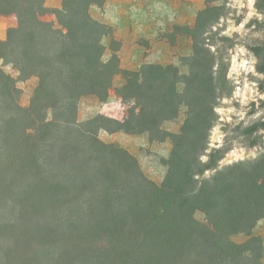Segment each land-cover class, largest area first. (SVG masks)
<instances>
[{
  "label": "trees",
  "instance_id": "16d2710c",
  "mask_svg": "<svg viewBox=\"0 0 264 264\" xmlns=\"http://www.w3.org/2000/svg\"><path fill=\"white\" fill-rule=\"evenodd\" d=\"M107 1L63 0L51 9L46 0H0V17L18 22L0 40V264H264V240L253 234L264 219V151L220 168L233 148L210 141L220 102L233 94L236 39L214 30L227 15L215 3L227 0H207L187 29L193 53L185 74L174 64L123 69L114 28L91 13ZM255 6L262 19L248 27L261 38L248 48L264 75V0ZM49 13L56 24L43 19ZM104 37L117 45L108 61ZM33 77L38 85L23 108L17 81ZM113 93L129 104L123 120L79 122L81 98L105 102ZM183 111L180 130L166 131ZM101 130L170 139L163 182L149 179L128 150L102 141ZM263 131L264 116L243 129L244 146L264 149ZM236 234L249 239L237 244Z\"/></svg>",
  "mask_w": 264,
  "mask_h": 264
},
{
  "label": "rangeland",
  "instance_id": "374dc122",
  "mask_svg": "<svg viewBox=\"0 0 264 264\" xmlns=\"http://www.w3.org/2000/svg\"><path fill=\"white\" fill-rule=\"evenodd\" d=\"M62 2L63 0H46L47 6L51 9L60 8ZM256 2L257 0H227L215 3V5L226 6L225 13L227 15L214 30L222 29L223 34L234 36L237 43L229 51L231 65L228 76L232 82L233 94L232 97L220 102L217 109L220 118L210 139L212 148H219L223 145L233 148L220 162V168L239 161L255 160L264 151L261 146L245 147V139L241 135L244 128L253 125L264 116V109L259 108L260 101L264 100V93L260 90L264 75L257 73L256 58L248 48L249 45L261 38V33L256 30V25L248 27L252 20L262 19V15L256 9ZM206 7L207 0H153L150 7L152 9V16H150L152 26L148 22L144 23L151 29L139 30L145 34L152 32V37H141L138 34L137 39L131 36L128 29L133 27L132 23L137 22L135 26L139 24V12L136 11L128 16L117 12V10H111V6L106 3L103 7L92 6L91 13L95 19L102 23H107L108 19L114 21L115 24L108 25L115 29L117 36L114 31V38L121 43L118 54L124 69H127L129 65L138 67L143 61L144 63L162 65L174 64L185 74L189 71L185 65V58L191 57L193 53V40L187 29L196 25L200 12ZM43 19L47 22L57 23L55 15L51 13L46 14ZM17 23V18L14 15L0 17V40H6L8 31L16 27ZM114 25H117L118 28H115ZM103 44L106 47L103 59L108 61L117 45L111 43L110 37H104ZM1 66L7 74L18 78L19 74L12 65L1 61ZM122 82L123 77L118 75L114 80V87L118 88ZM37 85L38 79L35 77L26 81L18 79L19 103L23 108L31 106ZM128 107L129 104L122 101L115 93L105 102H101L95 96H85L79 102L78 120L81 123L87 122L97 115L123 120ZM184 119L183 111L178 119L165 123L163 128L170 133L178 132ZM98 135L102 141L115 143L133 154L149 179L157 184L163 182L167 172L165 161L172 150L170 139L164 142H152L147 134H129L125 131L109 133L101 130ZM261 135L259 142L264 146V131L261 132ZM211 174L212 172L208 175ZM3 215L4 213L0 214V219H3ZM195 216L198 221L206 222L202 212L198 211ZM253 234L264 240V219L258 223ZM232 238L237 244H244L249 239L244 234H236Z\"/></svg>",
  "mask_w": 264,
  "mask_h": 264
},
{
  "label": "crops",
  "instance_id": "0c3cea01",
  "mask_svg": "<svg viewBox=\"0 0 264 264\" xmlns=\"http://www.w3.org/2000/svg\"><path fill=\"white\" fill-rule=\"evenodd\" d=\"M152 2H153V0H108L106 3L111 6V10H117V12L124 13L125 15H128V16H131V14H133L136 11L139 12V24H137L138 28H137V26H135L137 23L136 22V23H132L133 27H129V29H128V32L129 31L131 32V36H134V38L137 39L138 34H140L141 37H144V36L147 38L152 37V35H151L152 32L149 34H145V33H141L139 31L141 29H151L150 26H146V25H144V23L148 22V24L152 26V23L150 24V22H151L150 16H152V9L150 7H151ZM103 23L115 24L114 21H111V19H108L107 23L106 22H103ZM114 26H115V28H118L117 25H114ZM114 31H115V29H114ZM115 35L117 36L116 31H115ZM120 59H121V57H120ZM143 64H147V63H144L142 61L138 67L129 65L127 67V70H138ZM122 68L124 69V67H122Z\"/></svg>",
  "mask_w": 264,
  "mask_h": 264
}]
</instances>
